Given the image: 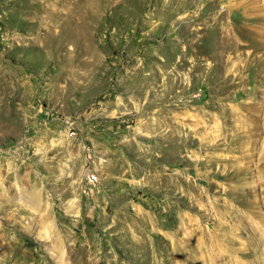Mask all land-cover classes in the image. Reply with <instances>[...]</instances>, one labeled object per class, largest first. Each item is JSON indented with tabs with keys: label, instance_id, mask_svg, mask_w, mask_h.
I'll use <instances>...</instances> for the list:
<instances>
[{
	"label": "rangeland",
	"instance_id": "rangeland-1",
	"mask_svg": "<svg viewBox=\"0 0 264 264\" xmlns=\"http://www.w3.org/2000/svg\"><path fill=\"white\" fill-rule=\"evenodd\" d=\"M0 264H264V0H0Z\"/></svg>",
	"mask_w": 264,
	"mask_h": 264
},
{
	"label": "built area",
	"instance_id": "built-area-1",
	"mask_svg": "<svg viewBox=\"0 0 264 264\" xmlns=\"http://www.w3.org/2000/svg\"><path fill=\"white\" fill-rule=\"evenodd\" d=\"M75 136V132L70 131L69 137H74Z\"/></svg>",
	"mask_w": 264,
	"mask_h": 264
}]
</instances>
